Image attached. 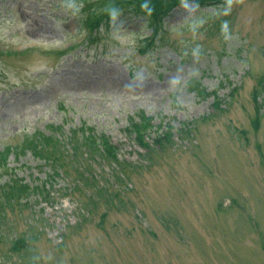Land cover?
Here are the masks:
<instances>
[{"label": "rangeland", "instance_id": "rangeland-1", "mask_svg": "<svg viewBox=\"0 0 264 264\" xmlns=\"http://www.w3.org/2000/svg\"><path fill=\"white\" fill-rule=\"evenodd\" d=\"M132 1L0 0V264H264V0Z\"/></svg>", "mask_w": 264, "mask_h": 264}, {"label": "trees", "instance_id": "trees-1", "mask_svg": "<svg viewBox=\"0 0 264 264\" xmlns=\"http://www.w3.org/2000/svg\"><path fill=\"white\" fill-rule=\"evenodd\" d=\"M126 1V0H124ZM191 0H134L131 2V4L129 6H125L124 7V12L121 13L122 17H125L126 15L129 17H142L143 20H147L148 23L150 24V26H152V30L154 32L157 31V28L154 26L156 24V19L158 18V26H161L163 22H160L163 20V18H159V16H165L168 15L174 8L183 5L187 2H189ZM197 4H210V3H215L213 0H194ZM105 15V14H104ZM100 17L96 22L99 21H104L107 25H109L110 21L114 18L111 16H113L112 14H108L105 16ZM160 22V23H159ZM153 32V33H154ZM151 43L152 41V37L149 38ZM143 51V50H142ZM144 52V51H143ZM196 91L198 93V95L200 96V98L204 99L210 96H214L217 92L214 91H208V89L206 87H201V86H196ZM139 120H136L135 117H132L130 119L129 122V128L132 129V132L135 134L136 138L140 140V143H142L143 145H145V141H144V136L147 135V132L152 128V124H151V119H153V117H148V116H144V115H140L138 116ZM171 131V130H170ZM170 131L165 132L164 135H167L170 133ZM163 135V136H164ZM87 136H91L90 133L87 134ZM162 139H164L163 137L159 138L157 141L160 144V141H162ZM166 139V138H165ZM101 140H103V146L105 147L106 150H108V153H114V145L107 140L104 136L101 137ZM28 144L25 146V149H29L32 151L33 154H35L36 156H39L40 158H46L47 160H49L50 162H54L55 160H53L52 158H48L44 152V147L45 144L36 141V140H30L27 142ZM146 146V145H145ZM19 148H10L7 152L11 153L12 151H17ZM1 155V159L2 157L3 160L0 162V166H4L3 164L6 162L7 160V156L5 155V150L1 151L0 153ZM8 187H10L9 189V193H14L16 192L18 197H21V199H24V195L25 193H29L31 191L35 190L36 186H32L30 185L28 182L26 181H21V182H17V181H13L10 185H8ZM39 194H42V196L46 197L49 196L51 194V190H46V192H38Z\"/></svg>", "mask_w": 264, "mask_h": 264}]
</instances>
